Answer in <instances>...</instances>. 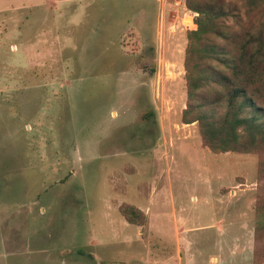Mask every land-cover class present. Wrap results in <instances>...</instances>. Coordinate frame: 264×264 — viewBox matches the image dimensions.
Wrapping results in <instances>:
<instances>
[{"label": "rangeland", "instance_id": "1", "mask_svg": "<svg viewBox=\"0 0 264 264\" xmlns=\"http://www.w3.org/2000/svg\"><path fill=\"white\" fill-rule=\"evenodd\" d=\"M175 1L0 0V264H264L259 155L182 121Z\"/></svg>", "mask_w": 264, "mask_h": 264}, {"label": "trees", "instance_id": "2", "mask_svg": "<svg viewBox=\"0 0 264 264\" xmlns=\"http://www.w3.org/2000/svg\"><path fill=\"white\" fill-rule=\"evenodd\" d=\"M195 14L187 31L183 66V122L196 121L213 151L259 155L255 236L264 235V0H185ZM128 222L145 213L123 202ZM255 252L254 264H260ZM100 264H111L100 262Z\"/></svg>", "mask_w": 264, "mask_h": 264}, {"label": "built area", "instance_id": "3", "mask_svg": "<svg viewBox=\"0 0 264 264\" xmlns=\"http://www.w3.org/2000/svg\"><path fill=\"white\" fill-rule=\"evenodd\" d=\"M175 3L178 4L179 1L177 0V1H175ZM194 14H195V13L193 12V16H194ZM193 16H192V21H193Z\"/></svg>", "mask_w": 264, "mask_h": 264}, {"label": "bare ground", "instance_id": "4", "mask_svg": "<svg viewBox=\"0 0 264 264\" xmlns=\"http://www.w3.org/2000/svg\"><path fill=\"white\" fill-rule=\"evenodd\" d=\"M193 22V21H192ZM193 24H194V22H193ZM195 25V24H194Z\"/></svg>", "mask_w": 264, "mask_h": 264}]
</instances>
